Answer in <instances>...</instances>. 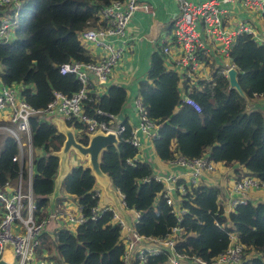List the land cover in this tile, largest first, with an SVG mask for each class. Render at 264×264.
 <instances>
[{"label":"trees","instance_id":"trees-1","mask_svg":"<svg viewBox=\"0 0 264 264\" xmlns=\"http://www.w3.org/2000/svg\"><path fill=\"white\" fill-rule=\"evenodd\" d=\"M18 1L17 25L12 37L0 42V82L6 86L21 84L22 99L31 108L42 110L54 91L70 95L78 90L74 75L60 74L59 66L71 61H94L81 45L78 33L87 26H96L98 10L113 0ZM260 17L264 20V5ZM228 58L236 68L237 83L245 97L229 89L226 78L215 69L209 80L197 81L191 87L183 85V94L197 104L196 111L182 102L179 76L166 69L160 49L152 52L145 78L137 85V97L147 118L156 126L151 146L161 161H173L176 155L187 160L205 156L222 166H243L246 174L264 182V115L259 110L246 109V100L264 96V43L241 32L235 37ZM125 96L122 86L109 85L102 94H88L82 101L83 112L107 121L95 110L116 115ZM45 119L40 115L29 119L31 145L45 152L44 156L33 158L30 189L35 213L41 211L49 194L59 187L74 196L84 220L73 228L62 224L50 236L44 228L35 249L36 256L45 261L54 258L61 264H124L120 226L111 221L110 209L100 208L90 218L97 195L93 190L96 179L88 166H72L56 184L58 158L55 154L64 137L50 118ZM70 125L67 121L66 126ZM121 125L124 130L118 135V144L101 151L100 169L121 193L125 206L137 212L132 225L139 235L164 237L171 226L177 225L180 231L175 237L174 249L210 260L224 251L228 233L233 231L237 241L244 245L243 253L252 251L247 257L244 254L238 264H264V201H239L224 214L218 204L216 185H192L180 178L176 182H187V185L183 184L185 192L179 201L182 212L177 217L165 202L162 183L153 178L152 167L136 159L138 148L125 141L130 137L131 126L126 121ZM73 127L79 133L76 140L85 145L88 135L84 127L78 123ZM15 151L13 140L4 138L0 148V190H4L5 182L13 185L17 177L19 168L11 160ZM235 171L238 172L237 168ZM24 187L23 183L22 190ZM2 210L0 202V216ZM54 250L56 254L52 255ZM136 252L137 249L131 264L138 262ZM144 254L141 264H166L168 250L154 254L144 250Z\"/></svg>","mask_w":264,"mask_h":264},{"label":"built area","instance_id":"built-area-1","mask_svg":"<svg viewBox=\"0 0 264 264\" xmlns=\"http://www.w3.org/2000/svg\"><path fill=\"white\" fill-rule=\"evenodd\" d=\"M175 2L177 11L171 21L170 44H162L160 54L165 57L169 53V46H172L177 53L176 64L183 80L189 79L202 66V58L208 53L205 40L211 42L218 54L225 58H228V52L234 39L241 32L250 34L257 42L264 43V35H260L246 23H241L235 28H228L225 25V18L229 16L231 7L238 6L260 15L264 0H202L199 2L175 0ZM0 5L2 8L9 6L10 9V14L3 15L0 19L1 42L10 39V30L16 24L20 1L0 0ZM143 9L148 11V5H144ZM135 10L136 0H113L98 10L96 26H87L78 33L81 44L100 49L101 53L94 58L93 62L71 61L59 66L60 74H73L79 83V88L74 93L65 95L54 91L51 101L46 104L45 108L36 110L23 99H15L12 85L6 86L0 82V136L13 140L16 151L11 160L19 168L14 184L9 185L8 182H5L4 190H0V202H2L3 208L0 216V259H3L6 264H29L40 242V234L47 223L56 216L55 213L44 215L35 213L34 198L30 189L34 168L30 117L40 115L44 118L55 113L56 117L59 116L65 124L67 121L70 122L71 125L66 127L72 128L75 135L79 133L77 129H74L73 124L78 123L84 127L86 134L111 133L118 138V135L124 130V126L120 122L113 125L115 115L95 110L96 114L106 117L107 121L89 117L83 112L82 101L88 98V94L96 96L100 94L99 90L106 83L112 67L122 57V52L126 48L124 30ZM226 70L227 68L220 70L219 74L226 78ZM20 88L22 89L23 86L20 85ZM181 100L196 111L199 110L197 104L186 95L182 96ZM134 109L137 123L135 126H131L130 137L125 141H129L132 146L138 148L140 139L137 133L143 134L145 138H152L155 135L156 126L147 118L138 97L134 98ZM173 162L187 169L189 174L187 181L191 184H194L195 177L201 171H211L215 168V163L207 160L205 156L187 160L176 155ZM23 172L26 174L25 178ZM154 179L162 183L161 192L165 202L179 217L182 209L179 208L178 200L184 194L185 186L183 184L187 185V182L177 183L176 180L179 178L172 173L157 174L154 175ZM23 183L25 184L24 190H22ZM263 185L264 182L256 178L243 175L234 179L229 189L233 193L242 195L251 187L256 188ZM5 188H11V190L5 191ZM231 195L233 197L227 199L229 208L236 202L244 200L237 197L238 195ZM98 211L96 207H93L90 218H94ZM135 216H137L136 212ZM67 217L68 221L73 223L84 220L79 213L75 216L69 214ZM112 217L119 224L120 231H126L123 236L124 248L121 255L124 264H128L130 257L127 258V255L133 253L135 249H137V261H144V249L137 248L140 239H148L159 244L156 249L151 248L150 252L145 250L147 253L154 254L162 249L168 250L167 264H238L242 259L244 245L237 241L233 232L228 233L229 241L224 251L210 260H202L195 255L180 253L174 249L175 237L180 229L177 225L171 226L168 234L164 237H144L139 235L134 227H128L115 212L112 213ZM6 249L9 258L3 255ZM131 249L133 252L130 253ZM134 256L135 253L133 258ZM39 264L55 263L43 260ZM137 264L140 263L137 262Z\"/></svg>","mask_w":264,"mask_h":264},{"label":"crops","instance_id":"crops-1","mask_svg":"<svg viewBox=\"0 0 264 264\" xmlns=\"http://www.w3.org/2000/svg\"><path fill=\"white\" fill-rule=\"evenodd\" d=\"M189 1L199 2L202 0H189ZM144 5H148V11H145L143 9ZM9 10H10L9 6H5L0 10V14L3 16L5 15V13H8ZM176 11H177V5L175 0H136V10L132 13L124 30L126 48L123 50L122 57L120 58V60H118L117 64L112 67V70L108 75L106 83L99 90L100 94H102L105 92L107 86L112 84L120 85L124 89L127 86L130 89V94L128 97L125 96L120 112L115 115V120L113 121V125H115L116 122L122 123L123 121H126L130 126L133 127L137 123V118L134 109V98L137 97L138 82L145 78V74L147 73L149 60L152 52L155 51L156 49H160V45L162 44H168V45L170 44L171 21L173 16L176 14ZM247 15L249 14L245 10L239 8L238 6L231 7L229 9V16L225 18V25L228 28H235L241 23H246L247 25L252 26L253 29H256L257 26L260 24L255 20H251L250 18H248ZM235 21L237 23L233 24V22ZM262 22H263L262 25H264V20ZM205 42L208 46V53L202 58L203 63L202 66L199 68L198 72H196L191 77H189V79L186 80H183L182 77L179 78L178 90L180 92V97L184 96L183 94L184 84L191 87L195 85L197 81L209 80L211 78L213 70L218 69V71H220L232 65L229 58H225L218 54V52L215 49V46H213L211 42H209L208 40H205ZM81 45L85 49H87L90 57L93 59L96 58L97 55L101 53L100 49L94 48L91 45H83V44ZM221 59H225L224 65L220 64ZM163 60L166 69L172 71L176 69L178 72H180L176 64L177 53L174 51L172 46H169V53L168 55L163 57ZM253 99H257L259 101L258 105L264 107L263 95L254 96ZM247 101L248 100H246V102ZM51 121L52 123L55 124L56 128L58 126V123H63L66 126V124L60 119L59 116H57V118ZM137 135L138 138L140 139V146L138 147V154L136 159L147 162L152 167L153 175L157 173H161V174L172 173L175 176H177L179 179L184 178L186 181L189 179V174L184 166H179L175 164L173 161H161L156 157L153 148L151 146V138H145L141 133H137ZM79 158L80 160H82L84 157L81 158L79 156ZM59 161L60 160L58 158V167H57L58 174L56 178V184H58L61 175L63 176L72 166H78V165L85 166L81 163L80 164L68 163L67 156L65 157L62 163H60ZM235 168H237L238 172L235 171ZM214 169H216L215 171H217L216 174L214 173L215 172ZM214 169L211 171H201L199 175L195 177L193 183L210 184V185H215L216 183H219L220 185L222 184L224 178L226 180L228 178L226 185L227 191L225 193L220 192V195L222 196L221 197L222 200L220 201V206L222 207L223 213H225L229 210L227 199L233 197L231 194L238 195L236 193H233L231 189H229L233 181V179L230 180V178L236 179L238 175H243L245 171L243 166H237V165L227 167V166H219L215 164ZM212 172L213 174H209ZM224 173L225 175L223 176ZM104 188H105L104 185L96 179L93 189L98 194L97 197L98 207L110 206L111 209L114 212H116L119 215V217L123 219L124 223H126L128 227H133L132 222L135 220V215H134L135 211L132 208H127L122 203L120 192L112 187L110 180L106 187L108 191L105 190ZM101 193L105 194V199L101 197ZM223 194L224 196H227V198L223 199ZM237 197L248 198L253 202L255 200L264 201V186H262L260 189L259 187L256 188L251 187L242 195H238ZM48 198L49 199L47 204L41 209V211H38V214L39 215H44L47 213L56 214V216H54L47 223L44 229L47 235L50 236L52 235V231L56 227L67 223L68 221L67 215L69 214H74V216L77 215L78 209L74 196L64 192L59 187H56L54 191L51 194H49ZM65 215H66L65 220H62L61 216H65ZM125 233L126 231H120L119 237L122 243H123V236L125 235ZM148 242H152V241H149L148 239H140L138 245L143 243L148 245ZM157 247H159V244L157 242H152L150 249L151 248L156 249ZM34 253H35L34 257L30 260L29 264H39V262L43 260L36 256V252ZM45 253L46 252L44 250L41 252L42 255H44ZM52 253H53L52 255H55L56 254L55 250L52 251ZM3 255L7 258L10 257L8 256L9 254L7 249L5 250ZM133 255L134 252L129 255L130 258L128 260V264H131L133 262ZM49 261H52L55 264H61L58 263L54 258H50L47 260V262Z\"/></svg>","mask_w":264,"mask_h":264},{"label":"water","instance_id":"water-1","mask_svg":"<svg viewBox=\"0 0 264 264\" xmlns=\"http://www.w3.org/2000/svg\"><path fill=\"white\" fill-rule=\"evenodd\" d=\"M237 71L234 66H230L226 70V80L229 89H234L239 96L245 97L237 83ZM57 130L63 135L64 140L59 151L55 154L62 163L70 150L74 151L81 158H87V166L94 177L104 185L106 189L109 178L106 173L100 169V154L107 146H116L118 144L117 138L111 134H103L96 132L88 136V141L85 145L79 143L72 133V130L66 127L63 123H58ZM10 191L11 188H5ZM0 264H6L3 259H0Z\"/></svg>","mask_w":264,"mask_h":264},{"label":"rangeland","instance_id":"rangeland-1","mask_svg":"<svg viewBox=\"0 0 264 264\" xmlns=\"http://www.w3.org/2000/svg\"><path fill=\"white\" fill-rule=\"evenodd\" d=\"M242 10H245L249 15H247L248 16V18H250L251 20H255L256 22H258L260 25H258L257 26V28L255 29L256 30V32L257 33H259L260 35H264V25H262V19L260 18V16L258 15V14H256V13H251L250 11H247L246 9H243L242 8ZM237 22L235 21V22H233V24H236ZM17 24H15L14 26H13V28L16 26ZM12 28V29H13ZM10 30V38L12 37V34H13V30ZM224 63H225V59H221V61H220V64H223L224 65ZM174 71H176L178 74V76H179V78L181 77V74H180V72H178L176 69L174 70ZM20 85L21 84H19V83H14L13 85H12V87H13V89H14V97H15V99L16 100H18V99H22V93H21V88H20ZM125 94H126V97H128L129 96V94H130V89L126 86L125 87ZM258 103H259V101L257 100V99H253L252 98V101H247L246 102V109H255V110H259L260 112H262L263 114H264V107H261V106H259L258 105ZM46 118V119H45ZM48 118H50L49 120H54L53 118H57L56 117V114L54 113V114H51V115H49V116H46V117H44V119L45 120H47ZM59 120V119H58ZM57 129V128H56ZM3 140H4V136H0V146L2 145V143H3ZM45 155V152L42 150V149H40V148H33V151H32V158H34V159H36V158H39V157H41V156H44ZM75 155V156H74ZM67 161H68V163H76V164H83V165H86V163H87V158L86 157H84L82 160H80V158H79V156L76 154V153H74V152H72V150H70L69 152H68V154H67ZM215 164H217V165H219V166H222V164L221 163H219V162H217V163H215ZM231 166H233V165H231ZM235 166V165H234ZM228 167V166H227ZM231 168V167H230ZM216 169H214V171H215ZM233 171V170H232ZM244 171L247 173V170L246 169H244ZM215 174L217 173V171H215L214 172ZM209 174H213V172L212 173H209ZM61 175V174H60ZM225 175V173L223 174V176ZM55 178H57V173L55 174ZM194 185H196V184H194ZM217 187H218V189H219V196H218V199H219V202L222 200L221 199V195H220V192L221 193H225L226 191H227V187H226V185H227V180L224 178L223 179V182H222V184H220L219 185V183H216L215 184ZM230 188V187H229ZM261 187H259V189H260ZM101 197L103 198V199H105V194H103V193H101ZM225 198H227V196H224V194H223V199H225ZM256 201V200H255ZM65 217H66V215L65 216H61V219L62 220H65ZM57 221V220H56ZM67 223L69 224V226L70 227H72L73 226V222H71V221H67ZM152 245V242H148V245L147 244H145V243H143V244H139V245H137L138 246V248H140V249H144V250H147L148 252H150V246ZM131 252H133V250L131 249V251H130V253ZM129 253V254H130ZM252 253V251L251 250H248V251H246V253H244V254H246L247 256L248 255H250ZM44 257V256H43ZM127 258H129V255H127ZM41 261H43V260H41ZM143 260H138V263H143L142 262ZM58 263H60V261H58Z\"/></svg>","mask_w":264,"mask_h":264},{"label":"clouds","instance_id":"clouds-1","mask_svg":"<svg viewBox=\"0 0 264 264\" xmlns=\"http://www.w3.org/2000/svg\"><path fill=\"white\" fill-rule=\"evenodd\" d=\"M14 29V28H13ZM71 130H73L72 128H70ZM74 131V130H73ZM73 133V132H72ZM94 133H96V132H94ZM102 133V132H101ZM91 134H93V133H90V134H87L88 136L89 135H91ZM104 134V133H103ZM74 135V138L76 139V135L75 134H73ZM117 140H118V138H117ZM87 141H88V138H87ZM157 174H161V173H157ZM157 174H155V175H157ZM243 175H249V174H246L245 172H244V174ZM243 175H240V177L241 176H243ZM154 176V175H153ZM250 176V175H249ZM154 178V177H153ZM237 178H239L238 176H237ZM236 178V179H237ZM193 185V184H192ZM264 186V185H263ZM260 187H262V186H260ZM94 190V189H93ZM5 191H6V189H5ZM95 191V190H94ZM95 193H96V195H97V197H98V194H97V192L95 191ZM121 194V193H120ZM121 198H122V195H121ZM242 199H244V200H250V199H248V198H242ZM179 201H180V199L178 200V203H179ZM252 201V200H251ZM254 202H258V201H254ZM122 203L124 204V202H123V200H122ZM218 204L220 205V202H218ZM125 205V204H124ZM93 207H96L98 210H100V208H103V207H105L106 209H110V211H111V217H112V213L114 212L112 209H111V207L110 206H102V207H98V204H97V202H96V204H95V206H93ZM92 207V208H93ZM233 207V206H232ZM232 207L231 208H229V210L227 211V212H225L224 214H227L229 211H231V209H232ZM91 208V209H92ZM179 208H180V206H179ZM77 209H78V213H80V211H79V208H78V206H77ZM173 211V210H172ZM223 211V210H222ZM136 212V211H135ZM77 213V214H78ZM116 213V212H115ZM137 213V212H136ZM175 213V212H174ZM38 214V213H37ZM117 214V213H116ZM72 215H74V214H72ZM134 215H135V213H134ZM117 216H119L118 214H117ZM136 217L137 216H135V219H136ZM114 220V218L112 217L111 218V221L112 222H115V220ZM116 223V222H115ZM76 223H74L73 224V226L75 225ZM119 225V224H118ZM73 226L71 227V228H73ZM179 231H180V229H179ZM230 232H233V231H230ZM234 233V232H233ZM235 234V233H234ZM177 236H178V234H177ZM244 248V247H243ZM244 250V249H243ZM243 250H242V252H243ZM243 255H244V253H242V259H243ZM246 255V254H245ZM245 257H247V256H245ZM241 259V260H242ZM164 263H166V260L164 261ZM167 264V263H166Z\"/></svg>","mask_w":264,"mask_h":264}]
</instances>
